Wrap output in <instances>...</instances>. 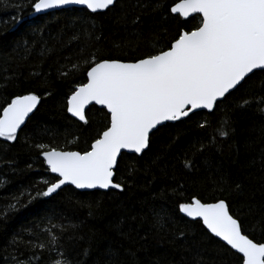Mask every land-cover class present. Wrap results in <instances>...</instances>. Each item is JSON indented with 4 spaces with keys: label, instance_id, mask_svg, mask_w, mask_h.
I'll return each mask as SVG.
<instances>
[{
    "label": "trees",
    "instance_id": "obj_1",
    "mask_svg": "<svg viewBox=\"0 0 264 264\" xmlns=\"http://www.w3.org/2000/svg\"><path fill=\"white\" fill-rule=\"evenodd\" d=\"M141 2L118 0L113 11L100 14L69 9L39 16H32L30 0L0 3V110L18 94L31 92L42 97L19 139H0V217H4L3 210L14 195L25 193L26 202L28 192L34 194L37 187H44H33L36 181L51 177L34 147L36 143L82 151L90 142L102 119L99 113H89L88 127L66 111V96L74 84L86 80V75L73 73L62 78L59 72L71 70L82 47L85 54L99 49L100 59L132 60L142 56L146 41L152 38L149 30H162L163 25L159 14L141 16L138 27L144 30V37L139 41V51L132 54L136 42L128 44L126 38L131 19L137 15L133 5ZM162 2L170 6L173 0ZM17 4L27 6L17 12ZM14 15L22 16L23 22L15 23ZM226 111L231 116L232 130L226 138L217 137L214 147L195 157L197 163L191 172L183 169L185 151L190 142L208 143L224 115L220 110L192 117L180 125L179 134L176 129H164L154 137L153 152L163 153L161 168L167 167V174L150 166V161H140V171L134 180L129 178L131 187L123 193L112 190L108 194L72 195L77 191L68 187V192L33 200L26 208L0 218V264H18L20 260L26 264H55L64 258L60 252L71 264H108L109 250L120 254L122 264H133L129 253H135L138 264H193L197 254L203 264H227L226 256L212 242L216 239H206L200 234L202 225L179 212V204L193 197L209 201L226 198L233 213L245 219L249 234L264 238L260 228L254 227L264 215V114L255 105L243 111ZM205 119L211 127L201 129L199 123ZM29 164L33 165L31 169ZM220 176L230 184L239 183L240 192L221 194L213 186L214 179ZM157 214L165 218L162 228L155 223ZM49 221L65 228L63 232L52 229L59 237L55 248L47 245L49 237L44 229L50 227ZM181 231L184 237L176 239ZM14 237L24 243L13 244ZM29 240L33 244L44 242L46 247L33 249L28 246ZM85 249L89 250L87 258L83 255Z\"/></svg>",
    "mask_w": 264,
    "mask_h": 264
},
{
    "label": "snow or ice",
    "instance_id": "obj_2",
    "mask_svg": "<svg viewBox=\"0 0 264 264\" xmlns=\"http://www.w3.org/2000/svg\"><path fill=\"white\" fill-rule=\"evenodd\" d=\"M117 4L118 0H30L32 14L73 6L100 14L113 11ZM26 6L17 4V12ZM133 10L137 15L131 19L126 38L128 44L136 42L132 54L139 51V41L144 37V30L138 27L141 16L159 14L162 30H149L152 38L146 41L144 54L139 58L100 59L99 49L85 54L82 47L71 70H60L62 78L73 73L86 75V80L74 84L66 96L67 113L88 127L89 113H99L102 119L82 151L36 143L34 147L39 150L45 171L52 175L36 181L33 187L39 184L44 187H37L34 194L28 192L26 202L25 193L14 195L3 210L4 217L26 208L33 200L68 192V186L77 190L72 195H95L97 190H102V194L112 190L123 193L126 187H131L129 178L134 180L140 171V161H150V166L167 174V167L161 168L163 153L153 152L154 137L164 129H176L179 134L180 125L187 124L192 117L220 110L224 115L208 143L190 142L185 151L183 169L191 172L197 163L195 157L214 147L217 137L226 138L232 130L226 108L243 111L255 105L264 114V0H173L170 6L162 0H143L138 6L133 5ZM13 20L22 23L23 17L14 15ZM99 39L97 36L96 40ZM41 99L31 92L15 95L0 110V139L17 141ZM199 127L207 129L211 124L205 119ZM28 167L31 169L33 165ZM213 186L221 194L239 193L242 187L239 183H228L223 176L214 179ZM173 192L176 193L175 188ZM179 212L202 225L200 234L206 239L216 238L212 242L226 256L227 264H264V238L249 234L245 219L233 213L226 198L209 201L193 197L190 202L179 204ZM164 219L157 214L155 223L162 228ZM49 223L50 227L44 229L49 237L47 245L55 248L59 237L52 229L63 232L65 228ZM254 227H259L264 237V215ZM182 237L183 231L176 239ZM130 240L134 242V238ZM12 243L24 242L14 237ZM28 246L43 249L46 244H33L29 240ZM59 254L64 258L57 259L55 264H71L63 252ZM83 255L87 258L89 250L85 249ZM129 255L133 264H138L135 253ZM107 256L108 264H122L118 252L109 250ZM18 264L26 262L20 260ZM193 264H203L199 254L193 258Z\"/></svg>",
    "mask_w": 264,
    "mask_h": 264
},
{
    "label": "water",
    "instance_id": "obj_3",
    "mask_svg": "<svg viewBox=\"0 0 264 264\" xmlns=\"http://www.w3.org/2000/svg\"><path fill=\"white\" fill-rule=\"evenodd\" d=\"M69 9H81L80 7H78V6H73V7H71V8H66V9H57V10H49L48 12H46V13H44V14H32V16H39V15H45V14H48V13H54V12H57V11H61V10H69ZM84 10H86V9H84ZM98 107V106H97ZM36 110H34V112H35ZM205 113H207L206 111H205ZM33 114H30V116H32ZM69 116H70V114H68ZM71 117V116H70ZM72 119H74L75 120V118L74 117H71ZM28 121V120H27ZM26 121V122H27ZM79 122V121H78ZM22 127H24V126H22ZM52 175V174H51ZM68 187H71V186H68ZM77 191V190H76ZM115 191V190H114ZM96 192H102V190H97ZM181 214V213H180ZM182 216H183V214H181ZM185 218H187V217H185ZM188 220H190L189 218H187ZM206 230V229H205ZM216 239V238H215ZM222 243V242H221Z\"/></svg>",
    "mask_w": 264,
    "mask_h": 264
}]
</instances>
